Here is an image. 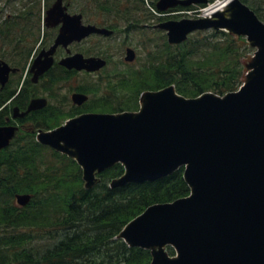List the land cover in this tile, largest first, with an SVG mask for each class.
<instances>
[{"label": "water", "instance_id": "1", "mask_svg": "<svg viewBox=\"0 0 264 264\" xmlns=\"http://www.w3.org/2000/svg\"><path fill=\"white\" fill-rule=\"evenodd\" d=\"M208 0H159L157 9L206 4ZM229 15L216 12L211 18L167 21L159 27L168 31V41L178 44L188 34L209 28L228 29L247 36L259 47L244 87L223 98L204 93L186 99L172 87L146 94L139 113L86 114L59 128L40 133L38 141L75 158L87 186L94 173L122 163L125 174L113 187L155 181L184 166V179L191 197L153 205L128 223L118 238L130 246L161 248L172 245L178 256L159 255L152 264H264V23L239 0L228 7ZM62 23L53 46L42 50L30 72L33 82L53 64L58 45L67 46L92 33L111 31L81 24V15L70 16L58 0L47 11L46 25ZM127 50V61L134 60ZM68 69L97 71L106 65L99 58L80 54L64 59ZM15 72L0 61V84ZM87 96L74 93L81 105ZM47 105L30 101L25 112L16 107L13 117ZM17 128L0 127V150L14 138ZM17 195V203L30 201Z\"/></svg>", "mask_w": 264, "mask_h": 264}, {"label": "trees", "instance_id": "2", "mask_svg": "<svg viewBox=\"0 0 264 264\" xmlns=\"http://www.w3.org/2000/svg\"><path fill=\"white\" fill-rule=\"evenodd\" d=\"M102 1V11L126 19L115 6L121 0ZM241 1L264 21L262 0ZM33 2L20 10L15 20L0 22V58L8 59L22 72L40 37V0ZM126 2L127 22L141 23L145 17L143 0ZM27 43L34 44L29 48ZM8 50L20 59L9 58ZM252 54L245 38L223 31L197 32L179 45L168 44L163 36L162 45L156 44L147 54L140 70L128 69L105 82L86 81L76 86L74 91L90 97L82 107L68 101L67 105L64 101L57 105L50 102L43 110L18 120L21 129L0 152V264H151L150 251L130 248L114 238L147 207L189 195L183 168L154 182L111 188L110 183L124 173L123 166L116 164L96 175L95 184L86 189L74 160L39 144L35 133L82 112L136 111L142 92L170 85L187 98L204 92L222 96L243 83ZM73 73L54 68L37 86L27 78L17 95L21 78L11 79L0 87V125L5 123L9 106L25 109L37 96L38 87L48 91L51 99L57 98L55 93ZM17 194L31 195L29 204L17 206ZM168 253L174 254L171 248Z\"/></svg>", "mask_w": 264, "mask_h": 264}, {"label": "rangeland", "instance_id": "3", "mask_svg": "<svg viewBox=\"0 0 264 264\" xmlns=\"http://www.w3.org/2000/svg\"><path fill=\"white\" fill-rule=\"evenodd\" d=\"M81 1L84 2V4H85V2H87L88 0H74V1H71L72 8L75 9L76 11H81V9L84 8V6H85V5L82 4ZM96 1H100V0H91V2L93 4ZM219 1H221V0H219ZM101 2H103V1H101ZM261 5H262L261 12L264 15V11H263L264 10V0H262ZM90 8H92V7L90 6ZM85 10L88 12V13H85V16L88 17L90 19V21H92V20L97 21L98 19L102 20V16H101V14H99V12H97V11L89 12L91 10L87 9V7H85ZM193 17H194V14H190V15H187V16L186 15H182L179 18H170V19H172V20H179V19H184V18H191L192 19ZM48 35H50V33H48ZM140 37H141L140 32H137L135 34L130 33V34H127V36L124 33H120L117 37H115L112 40L107 41V42L104 41V40H99V39H97L95 37H91V38H89V39H87V40H85V41H83V42H81L79 44L71 45L70 46L71 53L83 52V51L87 52V53H94V52H104V50H102V47H100V48L99 47H94L95 44H109L110 49L112 51H114L115 53H117L116 56L118 57L122 53V45L124 43H126L127 40L128 41L130 40V41H132L133 45L138 50V53H137L138 60L130 68L127 67V66H122L120 62H110V65L104 71H102L100 74L91 76V78H87V77L83 76L82 74L76 75L73 78H71V80L67 81V84L65 85V87L63 86L61 89L57 90V94H59L58 98L60 99L61 97L65 96V97H67L69 99L70 95L73 93L74 88L76 86H78L80 83H83V81H85V80H96L97 78L105 77V75H107V74H114L117 71H127L128 69L131 70V69H134V68L135 69L140 68L141 65L144 63V57H145V49L142 48V46H141V42L143 40L140 39ZM258 48L259 47H256V49H258ZM10 51L11 50H8L9 58L20 59V57H17L14 54H10ZM61 56H62L61 53L58 54L59 58ZM38 90H39V94L45 95L44 94V90H43L42 87L38 88ZM141 100H144L143 97H141ZM65 118L66 117H63V120L61 122H64ZM152 252L154 254L155 263H157V259L159 258V255H161V254L166 255V249L164 247H162V248H154Z\"/></svg>", "mask_w": 264, "mask_h": 264}, {"label": "flooded vegetation", "instance_id": "4", "mask_svg": "<svg viewBox=\"0 0 264 264\" xmlns=\"http://www.w3.org/2000/svg\"><path fill=\"white\" fill-rule=\"evenodd\" d=\"M17 1H28V2H30V1H34V0H17ZM43 1V5H42V11H43V13L45 14V11H47V9L56 1V0H42ZM71 1L72 0H63V4L65 5V6H67L68 7V12L69 13H71V14H74V13H79V12H77V11H73L72 9V3H71ZM102 0H100V1H96L95 2V5H98L100 2H101ZM71 9V10H70ZM93 23L95 24V25H98V26H100V27H102V26H105V27H108L107 25H108V22L106 21V22H103V21H101V20H97V21H93ZM109 28H111V27H109ZM111 29H113L114 31H115V34H116V31H117V33L119 32V30L118 29H115V28H111ZM123 31H124V34L127 36V32L128 33H130L131 32V29H129V28H127V25L125 26V27H123V29H122ZM50 32H52V33H57L58 32V27H54V28H52V29H50L49 30ZM115 35H113V36H111V37H109V38H104V39H106V40H108V39H111V38H113ZM74 44H78V43H72L71 45H74ZM51 44H47V45H44V44H41L39 47H41V48H47V47H49ZM71 45H69L67 48H69V50H70V46ZM80 46V45H79ZM129 46H131V44L130 43H128L127 44V42L126 43H124L123 45H122V53L117 57L116 55H117V53H115L114 51H112L111 49H110V46L108 45V44H95L94 45V47H102V50H104V53H99V52H94V53H92V55H96V56H102V58H104V59H106L107 60V62H122L123 64H126L127 65V63H125V61H124V55H125V52H126V49H127V47H129ZM132 47V46H131ZM136 50V49H135ZM62 54V56L59 58L58 57V54ZM74 53H76V52H74ZM81 53H84V52H81ZM68 54H71V50H70V52H67V50L66 49H63L62 47L59 49V51H56V53H55V62H59V60L62 58V57H65V56H67Z\"/></svg>", "mask_w": 264, "mask_h": 264}, {"label": "bare ground", "instance_id": "5", "mask_svg": "<svg viewBox=\"0 0 264 264\" xmlns=\"http://www.w3.org/2000/svg\"><path fill=\"white\" fill-rule=\"evenodd\" d=\"M229 2L230 0L216 2L214 5L204 10V15L211 16L212 13L226 11L229 7Z\"/></svg>", "mask_w": 264, "mask_h": 264}]
</instances>
